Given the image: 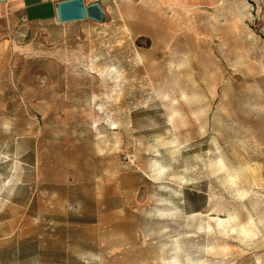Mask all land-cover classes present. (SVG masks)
Masks as SVG:
<instances>
[{
    "label": "rangeland",
    "instance_id": "374dc122",
    "mask_svg": "<svg viewBox=\"0 0 264 264\" xmlns=\"http://www.w3.org/2000/svg\"><path fill=\"white\" fill-rule=\"evenodd\" d=\"M0 15V264H264V0Z\"/></svg>",
    "mask_w": 264,
    "mask_h": 264
},
{
    "label": "crops",
    "instance_id": "0c3cea01",
    "mask_svg": "<svg viewBox=\"0 0 264 264\" xmlns=\"http://www.w3.org/2000/svg\"><path fill=\"white\" fill-rule=\"evenodd\" d=\"M57 0H6L0 2V15L6 16L8 21L19 20V17L31 16L33 21H44L55 16ZM90 2L91 0H85ZM161 7L169 8L172 6L183 8H206L216 7L220 0H154ZM120 0H111L106 6L118 5ZM105 6V7H106ZM105 7L103 10H105ZM29 21V19H28Z\"/></svg>",
    "mask_w": 264,
    "mask_h": 264
},
{
    "label": "water",
    "instance_id": "95a60500",
    "mask_svg": "<svg viewBox=\"0 0 264 264\" xmlns=\"http://www.w3.org/2000/svg\"><path fill=\"white\" fill-rule=\"evenodd\" d=\"M6 0H0L5 2ZM111 0H98L85 3L84 0H57L55 8V19L58 22H72L84 19L104 21L103 8Z\"/></svg>",
    "mask_w": 264,
    "mask_h": 264
},
{
    "label": "built area",
    "instance_id": "2783aa9c",
    "mask_svg": "<svg viewBox=\"0 0 264 264\" xmlns=\"http://www.w3.org/2000/svg\"><path fill=\"white\" fill-rule=\"evenodd\" d=\"M94 1H98V0H91L90 2H94ZM85 3H88V2L85 1ZM19 22L25 23V22H28V19H27V17H25L24 15H22V16L19 17Z\"/></svg>",
    "mask_w": 264,
    "mask_h": 264
}]
</instances>
